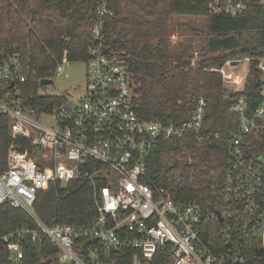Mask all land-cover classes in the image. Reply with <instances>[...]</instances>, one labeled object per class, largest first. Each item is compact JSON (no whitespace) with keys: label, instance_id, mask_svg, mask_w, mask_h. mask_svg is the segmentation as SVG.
<instances>
[{"label":"built area","instance_id":"built-area-1","mask_svg":"<svg viewBox=\"0 0 264 264\" xmlns=\"http://www.w3.org/2000/svg\"><path fill=\"white\" fill-rule=\"evenodd\" d=\"M90 33L83 99L46 108L22 98L15 82L25 80L18 53H0V114L9 121L5 167L0 171V204L20 209L33 224H21L0 236L8 261L19 263L25 243L42 235L58 249V264H243L249 248L264 251V91L250 106L240 93L234 104L235 128L225 139L228 163L211 171L210 206L181 203L164 186L144 182L146 159L159 142L194 134L198 143L218 139L202 132L206 100L200 97L187 121L164 123L141 117L129 66L117 52L100 46L103 21L113 15L99 0ZM264 11V0H256ZM246 0H209V15L237 16ZM228 58L216 71L223 84H242L230 70L240 61ZM64 49L59 61L68 62ZM236 62V64H234ZM57 69V67H56ZM54 71L44 77L52 79ZM264 80V56L257 62ZM264 83L262 82V88ZM4 89H1V92ZM37 95H39L37 93ZM40 96V95H39ZM56 115L59 126L42 124ZM28 145L23 148V142ZM87 183L95 215L82 224L46 225L34 212L38 192L50 183ZM210 228V230H208Z\"/></svg>","mask_w":264,"mask_h":264},{"label":"trees","instance_id":"trees-1","mask_svg":"<svg viewBox=\"0 0 264 264\" xmlns=\"http://www.w3.org/2000/svg\"><path fill=\"white\" fill-rule=\"evenodd\" d=\"M113 15L103 21L100 46L117 52L129 66L134 107L146 119L181 123L190 119L200 97L206 100L202 132L218 139L198 143L194 134L158 143L146 159L144 182L164 186L181 203L210 206L211 171L226 167L224 140L235 128L234 104L240 93L250 106L260 100L258 59L264 56V11L256 0H246L239 15H209V0H107ZM226 2L228 0H220ZM99 0H0V53H18L25 80L15 82L25 102L33 106L63 103L64 96L37 95L40 79L59 64L64 49L70 62H84L96 43L90 29ZM206 16V44L194 51L187 44L170 50L172 16ZM251 57L242 91L228 92L216 69L228 58ZM7 85L0 84V94ZM1 89H4L1 92ZM9 121L0 114V171L6 151L15 140ZM23 148L28 141L21 140ZM27 144V145H26ZM26 145V146H25ZM34 212L46 225L82 224L95 215L94 199L87 183H50L38 192ZM21 224H33L28 215L0 204V236ZM210 230V228H208ZM58 249L42 235L25 243L24 257L16 264H58ZM243 264H264V251L249 248ZM0 264L8 261L0 245Z\"/></svg>","mask_w":264,"mask_h":264},{"label":"rangeland","instance_id":"rangeland-1","mask_svg":"<svg viewBox=\"0 0 264 264\" xmlns=\"http://www.w3.org/2000/svg\"><path fill=\"white\" fill-rule=\"evenodd\" d=\"M170 50L172 52L181 51L189 44L194 51H198L206 44V16L181 15L172 16L170 20ZM248 64L240 61L230 70L234 73V78L239 79L246 75ZM223 86L228 92L242 91V84H228ZM86 66L84 62H64L57 66L52 76V82L40 86L38 83L37 93L39 95L64 96L65 103L69 106L72 102L83 99L86 94ZM264 91V86H263ZM56 115H42L39 121L52 128H57L60 124Z\"/></svg>","mask_w":264,"mask_h":264},{"label":"water","instance_id":"water-1","mask_svg":"<svg viewBox=\"0 0 264 264\" xmlns=\"http://www.w3.org/2000/svg\"><path fill=\"white\" fill-rule=\"evenodd\" d=\"M234 64H236V62H234ZM51 82H52V79L42 78V79H40L39 84H40V86H43V85L49 84ZM262 82L264 83V80Z\"/></svg>","mask_w":264,"mask_h":264}]
</instances>
